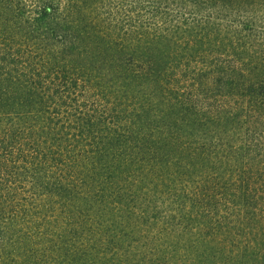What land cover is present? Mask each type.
Returning <instances> with one entry per match:
<instances>
[{
	"label": "trees",
	"instance_id": "obj_1",
	"mask_svg": "<svg viewBox=\"0 0 264 264\" xmlns=\"http://www.w3.org/2000/svg\"><path fill=\"white\" fill-rule=\"evenodd\" d=\"M0 264H264V0H0Z\"/></svg>",
	"mask_w": 264,
	"mask_h": 264
}]
</instances>
